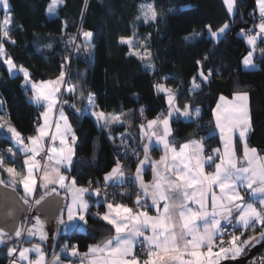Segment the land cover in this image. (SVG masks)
I'll return each mask as SVG.
<instances>
[{
  "label": "trees",
  "instance_id": "obj_1",
  "mask_svg": "<svg viewBox=\"0 0 264 264\" xmlns=\"http://www.w3.org/2000/svg\"><path fill=\"white\" fill-rule=\"evenodd\" d=\"M9 1L12 15L10 39L0 37L6 55L17 65L27 68L33 81L51 80L62 70L68 71V84L76 89L75 93H64L62 101L68 103L61 105L77 137L73 172L81 183L85 184L88 178L104 183L105 174L116 164L118 132L140 144L142 155L141 125L167 115L170 109L168 93L158 91L157 84L173 91L174 104L180 110L185 105L202 109L198 121L186 120L180 115L173 118L174 141L181 144L203 134V142L212 148L220 145L219 136L214 132V108L219 97L247 92L253 128L251 145L264 151L263 37L257 44V54L263 51L258 68L247 70L241 66L249 48L240 31L249 29L245 28L248 23L250 27L256 26V0H238L233 16L229 15L224 0H58L61 4L54 15L48 11L53 0ZM142 6L154 7L157 19L145 22L141 15ZM242 11L244 19L240 16ZM3 15L4 11L0 10V22H3ZM227 22H230V28L216 42L209 36L206 26L211 25L215 31ZM83 31L93 34L87 42L82 36ZM194 32L201 36L185 39ZM122 37H133L134 47L141 51H144L141 45H147L152 53L151 68L146 67L147 60L131 54L132 47L121 43ZM205 56L207 60H204ZM65 57L69 58L67 63ZM197 61L203 62L202 68ZM209 69L212 76L203 82L199 73L201 70L207 73ZM193 78L201 85L199 89L193 90ZM81 92L83 96L79 95ZM90 95H94L102 111L122 113L123 125L108 131L100 129L95 118L88 113ZM0 98V114L6 115L21 134L27 137L35 134L41 122V112L32 102L30 86L25 84L22 73H10L2 59ZM8 149L12 153L16 151L14 142L0 130V156L4 157L0 177L5 182L8 174L4 164L12 163L19 168L23 158L20 155L13 158ZM132 184L137 188L133 180ZM105 201L102 200L97 208L93 206L85 231L60 236L56 248L66 239L85 251L89 244L108 238L113 228L94 215L95 209H101ZM261 230L256 225L243 236H258ZM8 248L0 247V264L8 263ZM245 253L247 249L242 254ZM262 259L264 248L252 260Z\"/></svg>",
  "mask_w": 264,
  "mask_h": 264
},
{
  "label": "snow or ice",
  "instance_id": "obj_2",
  "mask_svg": "<svg viewBox=\"0 0 264 264\" xmlns=\"http://www.w3.org/2000/svg\"><path fill=\"white\" fill-rule=\"evenodd\" d=\"M57 2L58 0H53V4L48 9L49 13L54 12ZM224 2L229 13H233L236 9V0H224ZM257 4L261 18L264 20V0H257ZM0 6L9 9V0H0ZM141 15L144 21L148 22L149 20L155 21L158 14L154 7L149 6L144 9L142 6ZM139 18L137 17V19ZM10 23L11 17L6 15L3 22H0V37L10 39ZM206 27L209 36L219 42L230 28V25L225 23L215 31L212 30L211 25ZM258 29L255 35H249L241 29V34L246 36L247 43L252 48L242 60L245 68L255 67L253 54L256 50L257 39L264 36V22L259 24ZM92 35L90 31L82 32L85 42L89 41ZM200 36V33L194 32L185 39L192 40ZM11 42L15 43V41ZM70 42L73 41L70 40ZM121 43L128 44L131 48L134 44V38L122 37ZM47 47H51V45H47ZM141 47L144 48L142 53L135 51L131 54L138 56L141 60H147L146 67L151 68L152 53L146 44H142ZM0 58L3 59L10 73L20 72L23 74L25 84L31 83V90L35 93L32 98L33 103L40 104L43 101L47 104V111L42 113L44 124L38 128V135L27 138L32 145L31 148L25 145V138L14 125L0 123V130L6 129L18 145H25V153H32V156L24 161L26 174L17 173L12 167L5 169L9 176L7 184L13 188L22 185L25 195L20 199L23 205L28 206V208L35 207L37 212H40L46 198L56 194V188L52 187L49 191V186L58 184L60 188L71 192V203L66 207L67 221L64 219V212L61 211L57 219L58 225H63L64 231H68L69 222H72L71 227L79 231H85L88 223L86 217L90 205L85 200L84 194L88 193L90 188L77 187L75 178H72L70 184H67L65 182L67 178L59 171L61 165L71 166L74 155V150L69 146L66 137L71 134L72 141L74 142L76 139L62 110L60 120L63 121V127L57 123L56 132L51 136L53 141L59 138L61 147H52L50 150L52 154L48 155V160H54L56 166L45 167L42 171L40 186L44 189V192L36 198L37 179L34 170L39 168L40 165L35 161V155L43 150L42 140L49 135L48 116L58 102L57 93L60 92L61 86L65 83L66 73L62 70L55 80L41 81L37 84L31 82V74L27 68L23 65H17L10 56L6 55L3 42H0ZM207 58L205 56L204 60H207ZM68 59V57H65V63L68 62ZM197 63L202 68L203 62L197 61ZM199 75L203 82H207L212 76V70L209 69L207 73L201 70ZM192 85L193 90L199 89L201 86L195 78H193ZM155 87L158 91L168 93V102L171 106L174 100L173 91L163 84H157ZM67 90L72 93L76 91L74 86H69ZM79 95L83 96V92ZM224 99L222 96L221 100ZM89 101L94 105V96L90 95ZM248 101L249 94L247 92H238L235 94V103L230 109L225 110L227 114L217 113V127L220 129L224 141L223 153L217 148L213 149V155L203 157V138L189 141L181 146L180 151H177L167 139L170 135L169 120L167 118L162 121V135L157 136L154 131L151 136L145 134L149 143H151L152 137H156V146L162 144L166 153L171 151V174H168L169 164L165 163L167 155L162 156L159 162H152L155 172L154 183L146 185L142 179V168L146 162L151 161L148 155L149 144H143L144 158L139 160L134 177V180L139 182L142 194L151 199V206L156 208L157 215L151 216L147 211L142 210L148 205L147 200H142L139 194L135 201L136 209L124 204L108 202L106 212L103 214L95 213L94 215L113 226L115 235L103 241L102 245L98 244L89 248V253L93 255L99 253L103 256V259L93 260L90 264H141L133 254L135 243L140 237H144L151 249L148 252L149 259L143 261V264H174L175 261H179L180 264H220L221 260L235 259L244 253L247 247L264 240V159L257 156L256 148H249L247 144V134L251 130ZM62 103L68 102L62 101ZM72 107L75 108V105H72ZM217 108L219 109L220 106L218 105ZM76 110L79 111V109ZM142 111L143 109H141ZM176 111L188 119H195L200 115V110L198 108L193 110L190 105H185L182 112L179 108H176ZM171 115L172 113L169 112V116ZM99 116L103 117L104 114L99 113ZM112 122H119V117L105 118L103 126H108ZM157 123V120H150L147 127L152 129ZM143 129L144 125H141L142 132ZM236 130H238L239 137L244 143V158L247 167L238 166L239 161L233 144V135ZM121 145L125 149L123 155L127 156L128 145L123 137H121ZM8 152L13 156L15 155L11 149H8ZM177 159H179L182 167L175 164ZM3 162L4 157L0 156V165H3ZM206 164L209 167H214V171L205 173ZM158 165L163 166L162 170H158ZM124 167L117 160L115 167L104 176L105 189L109 182L113 184H124L126 182ZM5 183L3 179H0V184ZM214 188L219 189L218 196L213 191ZM242 190L248 193L249 200L257 201L260 206L257 207L256 203L246 201L245 196L242 195ZM91 192L97 197L102 196L104 200L108 199L107 192L102 193L99 187L91 189ZM208 192H213L211 212L207 210L206 206V193ZM120 194L123 195L124 193ZM161 201H163L162 210L160 208ZM34 221L31 227L28 228H25L23 224H14L12 235H9L4 227H0V244L6 245L8 240L19 239L25 233L29 237L39 234L41 240L47 239V233L44 231L45 221L41 219L40 215H36ZM225 224L233 229L232 234L227 231ZM256 225H259L262 229L259 235H250L246 240L241 241L240 237L244 235V232L254 230ZM201 227L203 230H201ZM238 229H243V231H240V235L234 234ZM146 230H150L151 235L145 236ZM225 235H230V240L227 242L223 240ZM181 247L184 252L181 251ZM215 247H218V251H214ZM202 248H206L207 251H201ZM67 250L68 245L65 244L62 251ZM17 252L19 259L27 261V264H45V255L40 245H33L31 248L22 247L18 249L16 246L8 248L10 256L15 255ZM32 252L36 253L34 260L29 256V253ZM89 253L84 255L87 256ZM185 253L190 255L192 259L183 260L182 256ZM71 255H78L76 246L71 248ZM12 264H16L15 259Z\"/></svg>",
  "mask_w": 264,
  "mask_h": 264
},
{
  "label": "crops",
  "instance_id": "obj_3",
  "mask_svg": "<svg viewBox=\"0 0 264 264\" xmlns=\"http://www.w3.org/2000/svg\"><path fill=\"white\" fill-rule=\"evenodd\" d=\"M257 5L258 4H257V1H256V6ZM236 6H237V3H236ZM226 7H227V5H226ZM227 10H228V8H227ZM235 12H236V9H235V11L233 13H229V15L230 16H233L235 14ZM257 12H258V14H260V12H259V6H257ZM262 37L264 38V36H262ZM256 49H257V47H256ZM56 78L51 79V80H55ZM30 80H31V78H30ZM41 81H48V80H41ZM41 81H33V80H31V82H35L37 84H39ZM63 85L60 88V92L57 93L58 102L55 104V106L53 107L52 111L49 113V116H48V125H49V129L48 130H49V135L47 137L43 138V140H42V148H43V145L46 142H48L50 144V150H51L52 147H56V148H60L61 147L59 138H57L55 141H53L51 139V136L54 135L55 132H56V124L59 123L63 127V121L60 120V112H61V110L63 111L64 115L67 117L68 123L71 125V128H72V133L76 137L74 128H73V126H72V124H71V122L69 120V117H68L66 111L64 110V108L62 107V105L59 103V98H60V94H61ZM29 86H30V89H31V83H29ZM31 92H32V98H33V96L35 95V93L32 90H31ZM236 93H238V92H236ZM235 94H233L232 96H223L225 98L224 100H221V97L222 96H220L219 99H218V101H217V103H216V105H215V108H214V117H215V129H214V132L217 133V135L219 136L220 145L217 146V147H214L213 149L219 148L220 151H221V153H223V151H224V141L222 139V135H221L220 129L217 127L216 116H217V113L219 112L220 109L223 110V113L225 115L227 114L225 110L226 109H230L232 107V105L235 103ZM91 96H94V95H91ZM0 101L2 102L1 98H0ZM248 103H249V109H250V98H249ZM36 105L38 107L43 106V109H40V112H41V114H40V116H41V122H40V124L37 127V130H38V128L44 124V117L42 116V113H44V112L47 111V104L42 101L40 104H36ZM218 105L220 106L219 109L217 108ZM1 107H2V103H0V109H1ZM176 108H178V106L176 104H174V100H173L172 105L170 106V109L168 110V114L167 115H164V116H161V117H159L157 119H154V120H157L158 121L157 125H154L152 129H149L147 127V124H148V122H147L144 125L143 132L141 130V134H140L141 135V143H142V145L143 144H149V152H148V155H149L150 161H151V162H146L145 165L142 168V179H143L144 184H146V185H152L154 183L155 172H154V168H153V163L152 162H159L161 160V157L162 156H166L167 155V160L165 161V163H168L169 164V173L168 174H171V171H172V161H171V151H168L166 153L165 152V149L163 148V145L162 144H160L159 146H156L157 145L156 137H152L151 143H149V140L147 139V137L145 136V134H147V136H151V133L154 131V132H156V135L157 136L162 135L163 134V124H162V121L165 118H167L169 120V127H170V135L167 137V139H168L170 145L171 146H174L177 151H180V148H181V146L183 144H185V143H187L189 141L198 140L196 138H191V139H188V140L184 141L181 144H178L176 141H174V139L172 137V134H173L172 120L177 115H180L181 117H183L180 113H178L176 111ZM191 108L193 110H195L197 108L200 110L199 117L198 118H195V119H188V118H185V117H183V118L186 119V120L198 121L200 119V117L202 116V109H201V107L200 106H193ZM171 111H173V116H169V112H171ZM182 111L183 110H181V112ZM88 113L95 118V120H96L99 128L102 129V130L108 131L112 127L118 126V125H123V123H124V119H123V114L122 113H120V112H112V113L104 112V111H102L98 107L96 101H95L94 105L93 104H90ZM99 113H103L104 116L103 117H100L99 116ZM111 116H118L119 117V122H112L108 126H103L104 123H105V118H108V117H111ZM250 117H251V112H250ZM0 118H2V119H0V123H4L5 125L8 124V123H10V124L14 125L12 123V121L6 115H4L2 113L0 114ZM252 130H253V128H252V121H251V130L247 134V144H248V147L249 148H256L257 149V156L259 158H261V159H264V151H260L257 147L251 145ZM2 131L4 132V134L6 136H8L14 142L13 138L11 137V135H9L7 133L6 129H3ZM37 135H38V131H36V133L33 134V135H31V136H37ZM28 137H30V136H28ZM66 139L68 141L69 146L73 148L74 155H73V159H72L71 166L70 167H65V166L61 165V166H59V171H60L61 174H63L67 178L66 181H65L67 184H70L71 179L72 178H75V180H76V186L77 187H86V188H89L86 184L81 183L79 181V179L77 178L76 173L73 172L74 166H75V161H76V146L75 145H76L77 137H76V139H75L74 142L72 141V135L71 134H69L66 137ZM203 144H204V151L202 153V156L203 157H207L205 155L206 144L204 142H203ZM233 144H234V148H235V153H236L237 160L239 161L238 166L247 167L248 165H247V162H246V160L244 158V143H243V141L239 137L238 130H236L234 132V135H233ZM25 145H27L29 148H31V146H32L31 143H30V141L28 139L25 140ZM25 145L16 146L15 147L16 148V151L13 152L15 155L14 156L12 155L13 158H17V155L23 156V158L20 160V162L22 163L20 165V167L18 168L16 165H14L12 163H6L3 166L4 169H6L8 167H12V168H14L16 170L17 173H24V174H26V165L24 164V161L29 156H32V153L31 152H27V153L24 152V146ZM40 152L41 151H39L38 154L35 155V161H37L36 160V157L40 154ZM50 154H52V153L50 152L49 155ZM143 158H144V153L142 151V155H141V158L139 160H142ZM138 162L136 163L135 168H134V171H133V182L135 183L137 189H139L141 191L139 182H137V181L134 180V177H135V174H136V169H137V166H138ZM175 164L177 166H179V167H182V164H180L179 159H177L175 161ZM39 165H40V167L34 170V174L36 175V179H37L36 198H38V196L44 192V189L40 186V183H41V181H40V175H41L42 171L44 170L45 167H49L50 168V167L56 166L55 165V161L54 160L53 161H49L48 160V157L45 160V162L39 163ZM115 165L113 167H115ZM162 167H163L162 165H158L157 166L158 170H162ZM213 171H214V167H209L207 164L205 165V173H211ZM0 173H1V170H0ZM8 180H9V176L6 179V182ZM103 182H105L104 179H103ZM109 183H112V182H109ZM52 187H55L56 188V194H53L52 196L55 197V198H60L61 199V202H62V211L64 212V219H65V221H67L66 207H67V205H69L71 203V192L66 191L65 189L60 188L58 184L57 185H50L49 186V191L51 190ZM15 188L16 189L17 188L20 189V192L19 191L18 192L20 193L21 197H23L25 195V193L23 191L22 185H18ZM149 191H151V189H149ZM213 191L215 192V194L217 196L219 195V189L218 188H214ZM212 195H213V192L206 193V206H207V210L209 212L212 211ZM242 195L245 196V200L246 201L256 203V205L258 204L257 201L249 200L248 193L247 192H244L243 190H242ZM52 196H50V197H52ZM50 197H48V198H50ZM48 198H46V199H48ZM84 198H85V200L88 201V203L90 205V207L88 209V213H87V217H88V215L92 212L93 206L96 205L95 208H97V206H99V204H100L101 201L96 199V195H94L91 192V189H90V191L88 193H85L84 194ZM141 199H146L148 201V208L147 209L144 208L142 210L147 211L149 213V215H151V216H156L157 215V211H156V208L155 207L151 206V204H152L151 199L149 197H145L142 194V191H141ZM98 201H99V203H98ZM108 202L120 203V204L127 205L126 203H122V202H115V201H108V200H106L104 202V204H103V206H102L101 209H99V210L95 209V213H101V214H103L104 212H106L107 211L106 204ZM127 206L130 207L129 205H127ZM192 206L193 207H196L195 205H192ZM160 208L162 210V208H163V201L160 202ZM30 210H31V208L29 209V211ZM30 214H31L30 217L27 216L25 218V220L22 221L21 224H23L24 226L27 225V220H28L29 227H31L32 223L35 222L34 221V217L36 215H40L41 219L45 221L44 231L47 233V239L41 240L39 234H37L35 236L29 237L25 233L19 239L14 238L13 240H8L7 243H6V245L5 244H0V247L1 246H9V247L16 246L19 249V248H22V247H29V248H31L33 245H40V247H41V249H42V251H43V253L45 255V264H76L75 263L76 260L79 261L78 264H90V262L93 261V260L103 259V256H101V254H99V253H97L95 255L89 253V248L91 246L98 245V244L99 245H102V242L105 241L107 238L104 239L103 241L93 242V243L89 244L87 250H85V251H81L79 249V247H78L77 244L70 243L66 239L60 244V246L58 248H56L57 247V243H58V241L60 239L59 238L60 236H68V235H71L72 233H74L76 231H79V230L71 227L72 222H69V230L68 231H64L63 225H58V223H57V219H58L59 214L56 215V216H54V215L46 214V213L42 212V210H40V212H37L35 207H33V210H32V212ZM78 223H82V222H78ZM258 226L259 225H257V227ZM111 227L113 228V226H111ZM26 228H28V227H26ZM201 230H203L202 227H201ZM5 231L9 235H12L13 234V229H5ZM114 235H115V230L113 228V233L109 237L114 236ZM148 235H151V231L150 230H146L145 231V236H148ZM250 235H253V234H249L247 236L240 237V240L241 241L246 240L248 238V236H250ZM141 238H144V237L138 238V240L135 243V247L133 248V254L134 255L136 254V252L138 250V244H139V240ZM65 244L68 245V250L67 251H62V248H63V246ZM73 246H76L77 247V250H78V255H76V256L71 255V248ZM181 251L184 252V249L182 247H181ZM201 251L206 252L207 249L206 248H202ZM85 253H89V254L87 256H85L84 255ZM15 256H16V264H27V261H22V260L19 259L18 252L15 254ZM29 256H30L31 259L34 260L36 258V253L35 252L29 253ZM182 259L183 260H190V259H192V257L190 255H188L187 253H185L182 256ZM7 264H12V262L11 263L8 262ZM174 264H180V262L179 261H175Z\"/></svg>",
  "mask_w": 264,
  "mask_h": 264
},
{
  "label": "built area",
  "instance_id": "obj_4",
  "mask_svg": "<svg viewBox=\"0 0 264 264\" xmlns=\"http://www.w3.org/2000/svg\"><path fill=\"white\" fill-rule=\"evenodd\" d=\"M236 3L238 4V0H236ZM240 16L242 17V19H244V12L243 11L240 12ZM262 22H264V20H262L261 14H258L257 19H256V25L261 24ZM67 75H68V71H67ZM39 109H43V106H40ZM23 137L25 138V140L27 139L26 135H23ZM121 137H123V139L126 141V143L128 145V149H127L128 155L127 156L123 155V151L125 149L121 145ZM195 138L200 140L201 138L204 139V136H203V134H198ZM116 139L118 140V146H119L116 153H115L116 154V162H117V160H119L121 162V164L125 166L123 170L125 173L126 182L124 184L109 183L106 189L104 187L105 182L104 183H96L93 181L92 178H88L86 180L85 184L90 189H95V188L99 187V188H101L102 193L105 191L107 192L108 199L115 200L116 202L126 203L131 208L136 209L137 208L136 203H135L136 197L138 194L141 195V191L133 186L132 180H133L134 167H135L136 163L138 162V160L141 156L140 144L135 143L130 137L126 136L123 132H118L116 134ZM49 153H50V144L48 142H46L43 145V150L36 157L37 162H39V163L45 162ZM205 155L206 156L213 155V148L206 145ZM120 193H124V194L121 195ZM134 194H135V197H133ZM123 198L132 199V201L131 202H125ZM96 199L100 200V201L104 200L102 196H100V197L96 196ZM142 200H146V199H142ZM147 205H148V201H147ZM257 206L259 207L260 205L257 204ZM147 208H148V206L145 207V209H147ZM32 210H33V208H31V210L29 212L31 213ZM30 215H29V217H30ZM27 225H28V220H27ZM225 228L227 229V231L230 234L233 233V229L231 227H229L228 225L225 224ZM240 231H243V230L238 229L235 231L234 234L240 235ZM223 240L225 242L229 241L230 235H225L223 237ZM225 246H227V245H225ZM150 250L151 249L149 248L148 244L145 242L144 238H141L139 240L138 250L135 254V256L138 258V260L141 262V264H143V261L149 259L148 252ZM214 251H218V247H215ZM14 259L16 260L15 255L9 256L8 262L11 263ZM75 263L78 264L79 261L76 260Z\"/></svg>",
  "mask_w": 264,
  "mask_h": 264
},
{
  "label": "water",
  "instance_id": "obj_5",
  "mask_svg": "<svg viewBox=\"0 0 264 264\" xmlns=\"http://www.w3.org/2000/svg\"><path fill=\"white\" fill-rule=\"evenodd\" d=\"M250 23L245 28L250 27ZM245 51L244 54H246ZM263 51L258 52L255 59L259 63L262 59ZM1 179V177H0ZM21 195L16 188L7 184H0V227L5 229H13L14 224H21L27 216L30 215L28 206L23 205ZM42 212L49 215H58L62 211V202L60 198L50 197L46 199L41 208ZM264 248V241L255 243L253 246L247 247V253L242 254L235 259H224L220 264H264V259L253 261L252 259Z\"/></svg>",
  "mask_w": 264,
  "mask_h": 264
},
{
  "label": "rangeland",
  "instance_id": "obj_6",
  "mask_svg": "<svg viewBox=\"0 0 264 264\" xmlns=\"http://www.w3.org/2000/svg\"><path fill=\"white\" fill-rule=\"evenodd\" d=\"M257 1V0H256ZM60 4H61V2L60 1H58L57 3H56V5H55V10H54V12L53 13H51L52 15H54V14H56V12H57V8L60 6ZM9 6H10V1H9ZM258 6V5H257ZM149 6H145L144 7V9H147ZM9 9H10V7H9ZM9 9H5L3 6H0V10H3L4 11V15H3V20H4V18H5V16L7 15V16H10L11 17V23H10V25H9V30H10V28H11V26H12V15H11V13H9ZM229 25H230V22H227ZM258 26H259V24H257L256 26H252V27H249V29H243L244 30V32L245 33H247V34H249V35H255V33L259 30L258 29ZM228 31V30H227ZM226 31V32H227ZM240 34H241V31H240ZM225 35V34H224ZM223 35V36H224ZM242 35V34H241ZM244 36V39H245V42H246V45H247V47L249 48V51H251L252 50V48H251V46L247 43V38H246V36L245 35H243ZM260 38L261 37H259L258 39H257V42H256V47H257V44H258V42H259V40H260ZM135 51H141V50H139V49H137V48H135L134 47V44H133V46H132V52H135ZM248 51V52H249ZM143 51H141V53H142ZM247 52V53H248ZM256 54H257V49L254 51V54H253V60H254V63H255V67L254 68H245L244 67V65H243V63H242V61H241V66H242V69H247V70H251V69H257L258 68V63H256V61H255V56H256ZM247 55V54H246ZM245 55V56H246ZM244 56V57H245ZM243 57V58H244ZM0 59H2V58H0ZM3 60V59H2ZM243 60V59H242ZM13 73H16V72H13ZM68 79H69V77H68V75H67V73H66V76H65V83H64V85H63V88H62V91H61V94H60V98H59V103L61 104L62 103V98H63V95H64V93H66V92H68V88H69V84H68ZM1 102V101H0ZM91 103L89 102V105H90ZM219 112H221V113H223V110L222 109H220L219 110ZM171 113H172V115L171 116H173V111H171ZM9 134V133H8ZM10 135V134H9ZM13 140H14V138H13ZM14 145H15V147L16 146H19L17 143H16V141L14 140ZM33 224V223H32ZM26 227H29V224L28 225H25V228Z\"/></svg>",
  "mask_w": 264,
  "mask_h": 264
}]
</instances>
